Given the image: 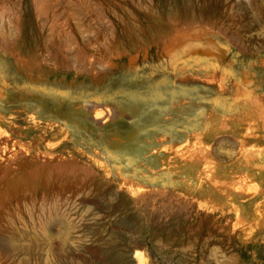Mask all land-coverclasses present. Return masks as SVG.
I'll list each match as a JSON object with an SVG mask.
<instances>
[{"label": "rangeland", "instance_id": "obj_1", "mask_svg": "<svg viewBox=\"0 0 264 264\" xmlns=\"http://www.w3.org/2000/svg\"><path fill=\"white\" fill-rule=\"evenodd\" d=\"M0 92V264H264V0H0Z\"/></svg>", "mask_w": 264, "mask_h": 264}, {"label": "bare ground", "instance_id": "obj_2", "mask_svg": "<svg viewBox=\"0 0 264 264\" xmlns=\"http://www.w3.org/2000/svg\"><path fill=\"white\" fill-rule=\"evenodd\" d=\"M186 1H188V0H177V4H185L186 3ZM207 5V4H206ZM204 8V7H203ZM206 8H204V11H203V15L202 16H205V15H207V13H206ZM191 19H197V18H191ZM200 19H202V17L200 18ZM203 19H206V17H203ZM190 30H188V29H183V31L181 32V34L182 35H185L186 37H191V34H190V32H189ZM177 37H178V35H177ZM180 37V36H179ZM182 37V36H181ZM193 38L194 39H196V40H202V41H206L207 39L206 38H202V37H198L197 35H193ZM176 39H178V38H175V40ZM182 39V38H181ZM207 42H208V40H207ZM173 45V44H172ZM209 45V44H208ZM191 46V45H190ZM181 47V46H180ZM188 48V47H187ZM198 47H192V51H194V52H199V51H201L202 50V52H201V54H204L205 56H207L208 54V56L207 57H209V56H211L210 58L211 59H213V57H212V55H211V52L209 51V49L207 50H205L204 48H200L199 50L197 49ZM208 48H209V46H208ZM170 49V48H169ZM189 49H190V47H189ZM171 50V49H170ZM181 51V50H180ZM186 51H189V50H186ZM193 54L191 53V51L189 52V55H188V57H193L192 56ZM207 57H205V59L207 58ZM211 59H206V61L204 60H195V61H193L194 62V65H195V68L196 69H199V68H201V67H204V65H205V67L207 68V67H210V65L209 64H211V62H212V60ZM214 60L216 61V64H218L219 62H220V58L219 57H216V58H214ZM192 62V63H193ZM207 64V65H206ZM205 70V69H204ZM197 78V77H196ZM187 79V78H186ZM203 80V79H202ZM208 80H210V79H207V81ZM214 80V79H213ZM212 80V81H213ZM206 81V82H207ZM220 82H221V84H223L222 82L223 81H221L220 80ZM220 84V85H221ZM223 87V86H222ZM221 87V88H222ZM4 88V87H3ZM5 90V89H4ZM222 90V89H221ZM1 93V92H0ZM5 93V92H4ZM109 107V106H108ZM107 108V107H106ZM109 111V110H108ZM107 111V112H108ZM115 111H116V109H115ZM119 114V113H118ZM119 116V115H118ZM117 118V117H116ZM221 125V124H220ZM222 125H224V124H222ZM221 125V126H222ZM1 128V127H0ZM2 129V128H1ZM6 131H4V133H5ZM4 135V134H3ZM6 135H8V134H5L4 136H6ZM201 136V135H200ZM199 136V137H200ZM198 137V138H199ZM196 138V137H195ZM3 143V142H2ZM4 144V143H3ZM7 147V146H6ZM200 147V146H199ZM177 148V147H176ZM181 148V147H180ZM3 149H5V147L3 146ZM7 149V148H6ZM5 149V150H6ZM191 149V148H190ZM190 149H188V150H190ZM197 149V148H196ZM188 150H187V153H188ZM177 151V150H176ZM6 152V151H5ZM46 152V151H45ZM177 153V152H176ZM195 153V152H194ZM17 155V154H16ZM180 155V154H179ZM184 155H182L181 157H183ZM190 156V155H189ZM191 159V158H190ZM207 160V159H206ZM205 161V160H204ZM207 162V161H206ZM209 162V161H208ZM204 163V162H203ZM208 164H210V163H208ZM213 165V164H212ZM205 166V165H204ZM209 166V165H208ZM207 167V166H206ZM206 169V168H205ZM207 175H208V173H206ZM145 175V174H144ZM207 178V177H206ZM129 183V182H128ZM130 185H131V183H129ZM219 184H223V182L222 181H220L219 183H216V188H219ZM224 184L226 185V186H224V188H219L217 191H215V189H214V191H211L210 193H209V197L210 198H213V200H215V201H218L219 203H225V204H229V203H233V202H235L236 201V197H235V194H234V190H231V188H229L228 187V184H227V182H224ZM122 185V184H121ZM214 185H215V182H214ZM123 187V186H122ZM147 187H149V186H145V188H147ZM232 187H237V186H232ZM133 188V187H132ZM205 188V187H204ZM239 188V187H238ZM237 188V189H238ZM149 189V188H148ZM139 191H141V189L139 190ZM138 191V192H139ZM152 191V190H151ZM218 191H220V192H218ZM137 194H139L138 192H137V190L135 191ZM135 192H132V194L133 193H135ZM235 192H236V190H235ZM237 193V192H236ZM137 194H135L136 196H137ZM141 194V193H140ZM134 195V194H133ZM244 196H245V194H244ZM208 197V198H209ZM247 196H245V198H246ZM234 204V203H233ZM239 205V204H238ZM259 205V204H258ZM231 207H232V205H231ZM234 209H236V208H234ZM238 210H239V208H238ZM238 210H237V212H238ZM235 213H236V210H235ZM12 236H6L5 238H3V240L0 242V245H2V247H4V248H6L7 250H10V251H14L15 249H16V244H15V242H14V240L11 238ZM116 261L119 263V264H127L128 262H127V258L125 257V255H123L122 253H120L119 255H117V258H116ZM116 262V263H117ZM130 264H150V262H149V260H148V258L147 257H145L144 256V254H143V252H141V251H139V250H136L135 252H134V257H133V260L132 261H130Z\"/></svg>", "mask_w": 264, "mask_h": 264}]
</instances>
